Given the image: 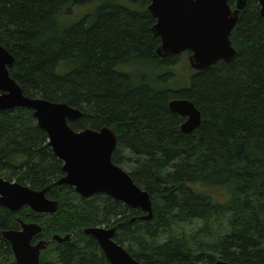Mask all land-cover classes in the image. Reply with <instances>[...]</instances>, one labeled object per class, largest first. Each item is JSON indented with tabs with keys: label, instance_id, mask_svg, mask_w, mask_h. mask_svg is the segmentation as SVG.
I'll return each instance as SVG.
<instances>
[{
	"label": "trees",
	"instance_id": "trees-1",
	"mask_svg": "<svg viewBox=\"0 0 264 264\" xmlns=\"http://www.w3.org/2000/svg\"><path fill=\"white\" fill-rule=\"evenodd\" d=\"M149 0H0V44L14 57L9 70L27 97L62 102L82 116L76 131L107 126L117 135L111 160L126 166L152 198V218L105 194L85 198L72 187L47 192L56 213L0 205V264H14L6 230L19 221L55 241L38 264H111L89 227H115V240L141 264H264V17L255 0L240 11L230 36L236 53L180 82L178 56L160 58ZM92 5L73 18L72 8ZM232 9L235 0H229ZM70 15V16H69ZM71 18L74 20L71 22ZM189 54V53H187ZM131 65L129 69H125ZM145 67L148 68L145 71ZM175 79V80H173ZM191 101L201 123L190 133L172 112ZM126 171V170H125ZM62 161L32 110H0V177L41 190L63 176ZM192 185L220 189L221 201ZM124 247V246H123Z\"/></svg>",
	"mask_w": 264,
	"mask_h": 264
},
{
	"label": "water",
	"instance_id": "water-1",
	"mask_svg": "<svg viewBox=\"0 0 264 264\" xmlns=\"http://www.w3.org/2000/svg\"><path fill=\"white\" fill-rule=\"evenodd\" d=\"M229 0H149L148 11L155 19L152 34L159 37L155 52L160 58L176 56L190 51L189 65L203 71L218 61L230 62L235 56L230 36L239 13L248 0H235L232 9ZM264 17V0H255ZM13 55L0 44V110L17 107L32 110L37 125L46 132L48 146L62 161L63 176L49 187L33 190L28 186L0 177V205L11 212L28 207L38 214H54L58 202L47 198V191L54 186L72 187L82 197L105 194L123 202L131 208L145 213L143 219L152 218L150 195L137 187L131 176L119 165H115L112 154L116 148L117 135L109 127L98 130L85 128L80 131L70 127L69 122L82 116V112L67 103L52 102L40 97H27L17 81L10 76ZM169 110L185 117L181 124L184 133L194 132L201 123V113L189 101L173 99ZM20 228L6 230L14 257V264H38L41 252L50 242L62 243L70 235L55 234L50 241L32 243L42 227L35 222L19 221ZM83 233L91 235L111 264H141L126 249L115 241V227H90ZM217 264H230L218 261Z\"/></svg>",
	"mask_w": 264,
	"mask_h": 264
},
{
	"label": "rangeland",
	"instance_id": "rangeland-1",
	"mask_svg": "<svg viewBox=\"0 0 264 264\" xmlns=\"http://www.w3.org/2000/svg\"><path fill=\"white\" fill-rule=\"evenodd\" d=\"M92 10V5H87V6H75L72 8L71 14L73 16V18H80L82 15H84L85 13H89V11ZM69 15V16H70ZM74 20L71 18V22H73ZM173 70L175 71V74H172V76L179 78L177 81L180 82V79L183 81L184 77L187 78V76L191 75V68L188 64V54L187 52L182 53L180 55H178V60L173 64ZM131 67V65H129L125 71L127 69H129ZM190 69H189V68ZM148 68L145 67V71H147ZM175 80V79H173ZM122 168L126 171H129V169L126 166H122ZM194 190H198L201 192H205L208 195H210L214 200L216 201H221L223 200V198L227 197L225 193H223L222 190L220 189H206L203 187H197V185H192ZM52 215V214H49ZM70 235V234H67ZM115 239V238H114ZM116 241V240H115ZM121 245V244H120ZM124 248H126L128 246V244H123Z\"/></svg>",
	"mask_w": 264,
	"mask_h": 264
},
{
	"label": "bare ground",
	"instance_id": "bare-ground-1",
	"mask_svg": "<svg viewBox=\"0 0 264 264\" xmlns=\"http://www.w3.org/2000/svg\"><path fill=\"white\" fill-rule=\"evenodd\" d=\"M179 100H180V101H184L185 99H179ZM168 104H169V103H168ZM168 108H169V107H168ZM179 116H180V115H179ZM180 130H181L182 133H184L183 130L181 129V127H180ZM47 187H49V186H47ZM45 188H46V187H45ZM52 188H53V187H52ZM43 189H44V188H43ZM50 190H51V188H50ZM48 191H49V190H48ZM48 191H47V192H48ZM151 199H152V198H151ZM50 200L56 201V200H54V199H50ZM58 207H59V206H58ZM152 208H153V206H152ZM142 217H143V216H142ZM29 223H32V222H29ZM89 228H90V227H89ZM41 231H42V230H41ZM62 237H63V236H62ZM116 242H117V241H116ZM219 261H220V260H219Z\"/></svg>",
	"mask_w": 264,
	"mask_h": 264
},
{
	"label": "flooded vegetation",
	"instance_id": "flooded-vegetation-1",
	"mask_svg": "<svg viewBox=\"0 0 264 264\" xmlns=\"http://www.w3.org/2000/svg\"><path fill=\"white\" fill-rule=\"evenodd\" d=\"M148 4H149V3H148ZM147 6H148V5H147ZM153 19H154V18H153ZM152 25H153V24L150 25V31H151V26H152ZM151 33H152V31H151ZM152 35H153V34H152ZM153 36H154V35H153ZM155 37H156V36H155ZM158 38H159V37H158ZM158 46H159V45H158ZM158 46H157V47H158ZM157 47H156V48H157ZM155 50H156V49H155ZM167 58H168V57H167ZM180 117H182V116H180ZM182 118H184V120H183V122H184V121H185V117H182ZM183 122H182V123H183ZM39 240H41V239H39ZM36 241H38V240H36ZM36 241H34L33 243H35ZM48 241H49V240H48Z\"/></svg>",
	"mask_w": 264,
	"mask_h": 264
}]
</instances>
